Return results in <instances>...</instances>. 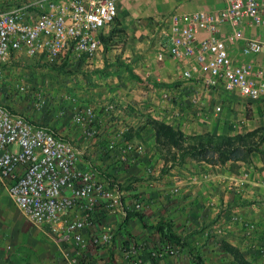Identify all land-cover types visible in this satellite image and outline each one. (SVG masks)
Instances as JSON below:
<instances>
[{
	"label": "crops",
	"instance_id": "1",
	"mask_svg": "<svg viewBox=\"0 0 264 264\" xmlns=\"http://www.w3.org/2000/svg\"><path fill=\"white\" fill-rule=\"evenodd\" d=\"M116 3V25L124 38L121 48L109 38L92 61L68 57L53 65L64 71L58 73L60 79H47L40 106L29 97L0 100L13 115L70 142L79 165L120 192V208L109 215L99 213L95 225L85 231L88 247L82 256L103 259L105 264H135L136 259L139 264H195V255L205 264H264V157L254 152L248 160L222 163L212 152L180 159L173 149L177 158L173 161L157 144L150 124L164 122L187 137L234 136L264 127V99L249 103L236 92L226 95L221 89L202 88L197 80L182 78L187 63L156 57L166 46L162 18L217 12L224 7L223 0ZM221 31L226 39L231 28ZM245 33L256 31L246 28ZM243 45L241 41L237 51L227 41L236 62H264L263 55H242ZM106 46L110 50L105 54ZM77 105L94 108V135L74 122ZM120 130L126 141L143 147L137 162L126 167L107 151V143ZM136 203L143 208L137 209ZM10 204L19 213L11 199ZM19 215L15 221L0 213V264H66L54 238ZM165 225L182 247L176 254L158 257L156 251L167 243L159 230ZM101 231L110 232L111 242L90 245Z\"/></svg>",
	"mask_w": 264,
	"mask_h": 264
},
{
	"label": "built area",
	"instance_id": "2",
	"mask_svg": "<svg viewBox=\"0 0 264 264\" xmlns=\"http://www.w3.org/2000/svg\"><path fill=\"white\" fill-rule=\"evenodd\" d=\"M223 3L217 12L162 18L166 46L156 57L187 63L182 72L186 81L195 79L202 88L236 92L257 103L264 99V62H236L227 41H244L241 53L246 57L264 56V0ZM117 14L116 0H39L19 10L0 11V87L9 86L5 69L19 56L61 65L68 57L92 61L102 51L104 39L111 38L121 48L124 38L116 25ZM224 26L231 28L226 39L221 37ZM246 28L256 33L247 36ZM10 86L15 93H28L31 88L17 76ZM37 98V105H42L43 96ZM94 112L92 106L77 105L73 115L77 125L90 129V135L95 134ZM142 149L126 141L122 130L107 143V151L121 167L135 164ZM77 154L70 142L0 104V182L9 198L29 223L54 238L66 264H105L103 259L82 256L88 247L84 234L99 213L109 215L120 208L121 194L82 168ZM111 240L110 232L101 231L90 245L102 247ZM179 247L166 243L155 255L176 254Z\"/></svg>",
	"mask_w": 264,
	"mask_h": 264
},
{
	"label": "trees",
	"instance_id": "3",
	"mask_svg": "<svg viewBox=\"0 0 264 264\" xmlns=\"http://www.w3.org/2000/svg\"><path fill=\"white\" fill-rule=\"evenodd\" d=\"M105 40V39H104ZM127 70H129L127 68ZM156 131V141L161 149L165 150L171 160L176 161V152L180 159L186 155L202 156L210 152L218 155V160L225 163L230 160H248L252 153H259L264 157V127L234 136H214L209 133L201 136L187 137L181 131L161 121H151ZM167 243L182 247V242L165 225L159 228ZM234 254L236 250L226 246ZM235 255V254H234ZM236 256V255H235ZM240 256L237 255L236 258ZM195 264H205L199 256H193Z\"/></svg>",
	"mask_w": 264,
	"mask_h": 264
},
{
	"label": "rangeland",
	"instance_id": "4",
	"mask_svg": "<svg viewBox=\"0 0 264 264\" xmlns=\"http://www.w3.org/2000/svg\"><path fill=\"white\" fill-rule=\"evenodd\" d=\"M38 1L39 0H0V11L19 10L24 8L30 2L35 3ZM32 15L35 16L36 14L32 13ZM240 43L241 41L232 42L231 45L234 46V48H236V50L238 51V46L240 45ZM109 50V46H106L105 51L103 53L106 54ZM5 71L6 75L8 76V82L10 84L8 87L5 88L0 87V100H2L3 103H6L7 101L18 102L23 101L25 97H29L35 102L37 101V97L39 94L43 96L42 93L47 87V79L51 77L54 78L55 76L56 80L57 78L60 79L61 74L58 73H63L64 67L48 65L35 58L19 56L13 59L11 63L7 65ZM54 72H56L57 75ZM15 76L19 77L20 80L24 81L26 84H29L31 86L28 93L12 92V87L10 85L14 82ZM52 85H54V83H52ZM225 94L229 95V93L227 92ZM2 101H0V103H2ZM262 147L264 148V140L262 143ZM2 189L3 190L0 189V213H2L3 216L12 215L13 220L19 221L21 219L19 213L14 208L12 209L13 206L11 207L10 199L6 196L4 192L6 190L4 188Z\"/></svg>",
	"mask_w": 264,
	"mask_h": 264
}]
</instances>
